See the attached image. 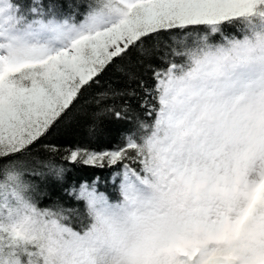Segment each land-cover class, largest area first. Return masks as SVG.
Returning a JSON list of instances; mask_svg holds the SVG:
<instances>
[{
  "label": "snow or ice",
  "instance_id": "snow-or-ice-1",
  "mask_svg": "<svg viewBox=\"0 0 264 264\" xmlns=\"http://www.w3.org/2000/svg\"><path fill=\"white\" fill-rule=\"evenodd\" d=\"M0 264H264V0H0Z\"/></svg>",
  "mask_w": 264,
  "mask_h": 264
},
{
  "label": "trees",
  "instance_id": "trees-1",
  "mask_svg": "<svg viewBox=\"0 0 264 264\" xmlns=\"http://www.w3.org/2000/svg\"><path fill=\"white\" fill-rule=\"evenodd\" d=\"M47 2V0H46ZM58 3H62L65 5V11H67V5L69 3H76L80 4L85 2V0H57ZM20 3L22 4H28L30 3V0H20ZM224 32L228 35H242L239 26L233 25V26H224ZM203 35V33H201ZM209 38L212 42H219L221 39V36L219 34L212 35L209 34ZM126 125L123 123H111L106 121L104 130L106 132V135L97 136L93 135L92 131L90 130V127L88 123L84 119L80 120H70L67 122L66 126L62 129L61 133L56 137H50L53 143H55L59 149L60 152L52 153L48 156L49 159L54 160L55 163L61 164L63 163L62 156L64 154V149L75 147L77 145L82 147H90V148H101L106 147L111 140H115L118 138L121 131L125 128ZM66 167L71 168V171L69 172L70 178L73 180V182L77 179H82L88 175H90L92 170H80L79 168L72 167L70 165H66ZM97 175L100 176H107V171L101 172L100 170H95ZM39 182L43 184L45 181L52 180L54 181V178L50 175H46L44 177L38 178ZM58 191H61L59 188H57ZM99 190L104 191L105 190V183L103 178L100 181ZM113 189L111 187V181L109 180L108 185V192L113 193ZM61 195H64L63 191H61ZM66 199H70L66 197ZM72 203L75 205L76 202L73 200Z\"/></svg>",
  "mask_w": 264,
  "mask_h": 264
}]
</instances>
